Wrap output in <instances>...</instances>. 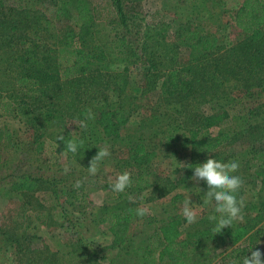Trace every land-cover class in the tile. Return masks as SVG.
<instances>
[{
  "label": "trees",
  "instance_id": "obj_1",
  "mask_svg": "<svg viewBox=\"0 0 264 264\" xmlns=\"http://www.w3.org/2000/svg\"><path fill=\"white\" fill-rule=\"evenodd\" d=\"M39 1L42 5H46L47 12H56L57 0ZM108 4L107 11L113 14L111 20L108 17L100 16V12L96 13V11L91 16L85 13L83 8L78 7V13L72 22L74 27L64 35L56 33L51 37H49L51 34L43 37L47 38L46 40L51 38L49 43L51 48L44 46L46 48L40 53L37 50L39 46L32 44V35H37L33 30L35 26L32 25V22L22 23L14 18H5L8 15L20 16L21 13L26 12L21 1L0 0V40H4V44L8 45L14 40V46H21V49L17 50L20 54L15 58V61L13 60L9 68L7 67L14 74L16 81L14 89H11L9 94L0 95V117L17 118L21 113L37 135L34 142L37 145V154L43 152V146L40 145L43 139L45 143H50L56 154L68 153L72 162L77 164V166H72L73 169L67 174L63 168H58L57 174L48 176L41 169L48 170L55 163L44 161L48 166H41L33 172L25 171L21 174H13L8 179L0 180V185H5L7 193L18 194L25 202V206L32 208L36 204H40L39 200L35 199V193H50L51 201L53 200L57 206L59 205L58 207L62 208L65 221L60 226H66L68 223L71 231L76 230L79 234V243L89 245L84 233L80 232L82 225L78 224V221L84 222L88 219L96 225H105L109 228L113 235L112 249H125L134 238V234L130 235V232L138 217L136 209L142 207L143 200L146 199L144 203L153 205L159 198L172 194L182 186H187V183L192 180L194 166L203 164L207 159L219 155L220 150L230 141L231 135L225 129L238 115L233 116L232 114V112L236 113L233 111L234 106H226L229 93L225 90V83L234 79L247 90H251L252 87L264 89V0H243L240 7L231 15L232 19L224 24L221 22L222 27L217 25L218 17H216L217 15L222 17L221 12L219 14L212 13L208 18H203L202 13L198 14L196 16L197 23L194 24L192 21L189 24L190 27H185L177 37L180 45L191 48L192 60L196 61L195 67L191 63H187L182 67H172L173 69L162 74L159 66L156 63L151 65L150 62L151 66L146 74L147 82L144 86V93L156 90L158 86L155 83L162 80V96L153 109L164 110L177 104L176 114L178 119L181 117V120L179 119V125L174 123L173 132L167 131L161 124L160 119H165L166 113H153L150 119H144L137 126L130 122L131 114L136 109L132 110L131 105L134 101L129 95L127 96L126 69L123 74L118 76L121 77V81L113 83L117 87L111 85L113 88H110L112 92L118 93L120 97L118 104L107 106L109 97L103 95L104 105L89 108L94 119L87 120V127L81 128L77 124L74 129H71L67 125L69 118L77 119L78 117L80 122L85 120L88 113V109L84 107L85 104L82 108L77 105L85 103L89 97H91L89 101L94 100L96 97L94 93L103 94L109 89L108 86L98 88L90 96L91 85L88 84L100 79L90 70L95 64L106 65L109 56L104 46L92 38V34L87 36L91 27L89 28L86 24L90 19L93 21L96 18L106 20L109 25L113 26L120 21L115 14L123 18L121 23H125L122 0H109ZM194 7L196 10L200 7L207 10L203 1H201V5L195 4ZM44 17L45 14H41L40 18L44 19ZM231 30L240 33L241 41L227 49L224 41L227 40ZM84 34L89 40L85 41ZM52 39L54 43H52ZM129 46L130 44L123 37L116 41L115 49L119 50V54H123L127 53ZM223 50H225L223 56L211 64L212 69L207 66L201 67L203 60L210 61L209 57L214 52L220 53ZM48 52H51L52 55L45 56ZM228 56H234L235 59L225 60ZM48 59L51 60L50 63L46 62ZM69 90L72 95L71 102L68 106L62 107L63 104L60 101L65 99L63 92ZM80 93L88 95L84 98ZM251 97L252 95L239 99L238 103L242 104ZM212 99H217L219 102L217 110L208 116L196 113L197 104ZM31 103H33L32 108H30ZM41 103L43 105L39 106ZM133 108L135 107L133 106ZM213 129L220 131L213 136L206 135ZM88 131L91 136L86 135ZM61 136L64 137V140L59 139ZM68 140H76L78 145L80 140H83L84 143L82 146H78L76 153H72L66 149L65 142ZM12 144L11 131L7 128H0V146L11 149ZM175 144L183 150H188L189 163L183 170L182 178L173 183L171 178L162 177L153 169V162L158 159L159 150L169 153L165 155L177 156L178 150L174 149ZM117 145L128 148V157L119 164L114 162V166L121 169L122 173L129 172L132 183L123 193H115L110 188V197L117 199V203L98 210L94 208L95 212L97 211L94 215L93 209L88 211L87 207L83 208L82 204L90 192L88 187H98V184L96 183V185L93 179L84 177L90 162L86 164L80 162L84 156L94 157L99 149H110ZM251 153L243 167L256 170L254 174L257 179L255 178L251 184L257 185L258 179H260L258 211L255 213L251 209L252 205L249 204L250 208L245 206L242 209L247 210L242 223L235 224L234 222L232 228L227 227L221 233L214 234L212 228L215 222L211 221L207 222L208 225L202 224L203 228L199 229L193 238H191L192 236L181 238V228L187 221L176 207L179 201L184 200V197L182 194L176 193L170 203L172 209L176 210L177 208L176 214H169L157 230V241L155 242L159 249L158 262L160 264H188L193 250L202 247L204 242L227 244L228 247H230L229 244L236 246L225 256V259L230 260L225 264H242L244 257L250 256L251 251L259 250L262 253L260 247L262 239L258 237L261 229L258 230V228L264 223V144L254 148ZM104 162L108 161L103 160L100 163ZM81 167L84 172L81 171ZM77 181L81 182L80 187H75ZM199 183L200 191L195 195L199 202L203 203L202 197L204 192L208 191V187L204 181ZM101 186L106 189L110 185ZM243 193V190H239L237 198L240 199ZM130 196L134 200H130ZM64 204L73 208L82 218L70 217L69 215L72 214L66 210ZM89 212H91L89 215H94L95 219L86 217ZM214 214L218 215L215 211ZM256 229L257 235L250 236ZM11 230L5 229L0 232V255L9 253L17 247L21 249L30 241L25 233L18 234ZM151 241H153L152 238L149 243L140 244L143 251L146 252L147 258L154 253V245L151 244ZM245 242H248L247 245L241 247ZM43 256L44 253L29 250L26 252L25 250L21 253L23 258L20 264H59L56 255L46 257L47 263L41 261ZM214 257L217 258L218 255H214Z\"/></svg>",
  "mask_w": 264,
  "mask_h": 264
},
{
  "label": "rangeland",
  "instance_id": "obj_2",
  "mask_svg": "<svg viewBox=\"0 0 264 264\" xmlns=\"http://www.w3.org/2000/svg\"><path fill=\"white\" fill-rule=\"evenodd\" d=\"M18 1H21L26 12L21 13L20 16L8 15L5 18H14L22 23L32 22V25L35 26L33 30L37 34L32 35V44L34 46H39L37 50H39L40 53H42L46 47L51 48L49 45L51 38L46 40L47 38L45 39L43 37L49 34H51L49 36L51 37L56 33L64 35L74 27L72 22L75 15L78 13V7L83 8L85 13H88L91 16H93V12L96 11V13L100 12V16L102 15L104 18L108 17L110 20L113 19V14L111 12L108 13L107 11L109 0H57L58 7L55 9L56 12H47L45 9L46 5H42L39 0H17V2ZM201 1L206 4V11L203 10V7L198 8V10L195 9V4L199 6L201 5ZM242 2L243 0H122L125 23H121L123 18H120L116 14L115 16L119 18L120 21L113 26L109 25L106 20H98L95 18V20L91 21L90 19L86 23L89 28L91 27L89 30L90 33H88L87 36L92 34V38L104 46L106 53L109 56V61L106 65L99 66L95 64L90 70L96 77H100V79H96L92 83L88 82V85H91L90 96H92L91 93H94L98 88H105L108 86L109 89H107L106 92H103V94L100 93L97 95L94 93L96 96L94 100L89 101L91 98L89 97L85 103H81L77 106L82 108L83 104H85L84 107L88 110L92 107H98L104 103L102 101L104 96L109 97L107 106L116 103L118 104L120 97L117 92H112L110 88L112 87L111 85L117 87L113 83L116 84V82L121 81V77L119 78L118 76L123 74L126 69L127 75H125V78H128L125 84L128 92L127 96L129 95L132 98V101H134L133 105H131L132 110L136 109L133 114H131L130 122L137 126L142 123L144 119H150L153 113H166V118L160 119L161 124L167 131L170 130L173 132L174 123L179 125V119L181 120V117L178 119V115L176 114L177 111L175 108L177 107V104L164 110L153 109V107L159 103L162 96V80H158V82L155 83L158 86L156 90L147 94L144 93V86L147 82L146 74L149 71L150 66L153 63H156L162 74L173 69L172 67H182L187 65V63H191V65L195 67L196 61L192 60L191 48L180 45L177 40L178 35L181 34L180 32L183 31L185 27H190L189 24L192 23V21L194 24L197 23L196 16L198 14L201 15V13L203 18H208L212 13L219 14V12H221L222 17L221 15H217L216 17H218L217 25L222 27L221 22L224 24L226 21H230V19H232L231 15L240 7ZM41 14H45L44 19L40 18ZM46 27L47 29L45 30ZM87 36L84 34L85 41L89 40ZM123 37H125L130 44V50L127 49V53L119 54V50L115 49L116 41ZM77 39H79V37H77ZM226 39L227 40L224 41V44L227 46V49H230L237 42L241 41V36L236 30H231ZM52 43H54L53 39ZM14 45V40L9 43V45L4 44V40H0L1 96L9 94L11 89H14L13 87L16 80L14 74L11 73L8 68L10 64L13 63V60L15 61V58L20 54L17 50L21 49V46ZM225 50L220 53L214 52L209 57L211 59L210 61L203 60L201 67L207 66L209 69H212L211 64L214 63L215 60L221 58ZM51 55V52L45 54V56ZM228 58L235 59L234 56H228L225 60ZM46 62L50 63L51 60L48 59ZM15 90H17V88H15ZM225 90L229 93L226 106H234L233 111L236 113L234 114L232 112V114L233 116H238L234 117L232 124L225 129V131L229 132L231 135L230 141L220 150L221 153L213 158L225 163L229 161H236L239 163V169L234 175H238L243 182L246 183V189L242 196L244 207L248 206V208H250V205H252L251 209L256 213L258 211L257 203L260 201V179H258L257 185H254L253 183L251 184L256 178V175L254 174L256 170L246 169L243 167V164L245 165L246 160H249L254 148L264 144V89L252 87L251 90H247L236 80L231 79V81L225 83ZM63 94L65 99L60 102L63 104L62 107H66L70 104L72 99L71 90L63 92ZM80 94L83 95L84 98L88 95L85 93ZM250 95H252V97L246 99L244 103H238L239 99L244 97L247 98ZM42 105L43 103L39 104V106ZM133 106L135 108H133ZM32 107L33 103L30 104V108ZM218 107L219 102L217 99L206 100L203 103L197 104L196 113H202L203 116H208L217 110ZM77 124H79L78 117L77 119L69 118L67 120V125L71 129H74ZM0 128L9 129L13 137L11 149H6L3 146H0V180L4 178L8 179L13 174H21L25 171H37L36 168L48 166L44 161L55 163L50 166L48 170L41 169L44 171V174L48 176L57 174L58 168L64 169L67 167L70 171L73 169L72 166H77L76 163L72 162L71 156L68 153L60 155L55 154L54 148L49 142L45 143V140L43 139L40 143V145L43 146V152L37 154V145L34 144L37 135L27 119L21 113L17 118L0 117ZM219 131V129H213L207 132L206 135L213 136L218 134ZM86 135L91 136L89 131ZM174 149L178 150L177 156H168L165 155L169 154L168 152L164 153L162 150H159L158 159H155L153 162V169H155L160 176L169 179L171 178L172 182L176 183L182 178L183 170L189 163V156L188 150H183L176 144L174 145ZM108 150L111 155L104 160L111 164H108L110 167H105V173L102 171L101 176H103V179L107 178L109 181L114 182L115 177L122 173L121 169L114 166V162L119 164L126 160L128 157V148L117 145ZM72 156L73 159H75L74 155ZM92 158L93 157L90 156H84L80 163H89ZM181 164L185 165L182 166ZM76 176L78 177L79 174L77 173ZM84 177L86 179H92L94 176L90 175L87 171V174ZM110 184L111 183H108V185ZM199 185L200 183L197 184L193 180H190L189 183H187V186H182L181 188L176 189L172 194L159 198L157 203L153 205L144 203V201H146V199H144L141 206L148 211L144 216H138V221L136 220V222L133 223L132 233L134 234V238L128 244V248H125L124 250H130V248L133 247V250L135 251L140 244L145 245L149 243L152 238L153 241H151V244L154 245V253L151 257L147 258L146 252L143 251V264H160L158 262L157 253L159 249H157V243L155 242L157 241V230L161 223L165 222L166 217L169 214H176L177 208L179 209L178 212L181 214L183 202L186 198H191L192 207L197 211V219L195 223L188 224L187 222L181 228V238H186L187 236H192L191 238H193V235L197 233L199 229L203 228L204 225L202 224L208 225L211 222L208 217L210 215H215L214 203L203 204L197 199L195 194L200 191ZM4 186L5 185H0V198L8 195V190L5 189ZM251 186L253 189H251ZM176 193L182 194L184 200L177 203V208L175 210L171 208L170 203ZM204 193H206V191ZM99 197L100 193L98 195L89 192L88 197L82 204L83 208L87 207V210L91 211L92 208L89 205L91 203L93 204V200H97ZM7 198H9V196H7ZM10 201V199H0V229L11 228L18 234L25 233L26 235V230H28L26 227L29 226L28 222L32 221V225L29 227L31 230H28L27 234H29L28 240H30L28 245H33V248H51L52 246L58 245L64 246V244L69 243L74 239L73 232L70 230L68 223L67 227H65L66 230L60 228V224H62L65 219L62 216V208L58 207L59 205L57 206V203L54 201L50 204L53 207L54 219L49 222L46 219L42 224L38 223L35 218L33 221V218L25 216V214L20 211V207H18L17 204L13 205ZM88 201L91 203H88ZM65 208L68 212L73 210L67 205H65ZM245 211L247 210H242V212H244V219L246 217V215H244ZM69 216L72 217L74 215ZM140 218L143 220L141 221ZM207 222L209 223L207 224ZM239 222L240 221H237L235 224H239ZM78 224L82 225L80 232L84 233L86 236V242L90 246L98 240H100L99 243L101 244L110 243V240L104 237L94 238V234L98 232L99 225L90 222L88 219L84 220V222L78 221ZM104 227L107 228V226ZM140 231H143L142 238L138 236ZM75 238L79 239V236ZM261 239V247L264 250V235ZM225 246L226 245L223 244L219 245V243L215 244V242H204L202 243V247H197L193 250L190 259L188 260V264H225L230 261L229 259H225V256L230 252L229 249L225 252L223 251L226 249ZM133 250L128 253V255H131L133 258H138L140 256L139 251L134 253ZM214 255H218V257L213 258ZM7 256H9V254H7ZM7 256L3 257V262L0 264H19V262L12 263L11 258Z\"/></svg>",
  "mask_w": 264,
  "mask_h": 264
},
{
  "label": "crops",
  "instance_id": "obj_3",
  "mask_svg": "<svg viewBox=\"0 0 264 264\" xmlns=\"http://www.w3.org/2000/svg\"><path fill=\"white\" fill-rule=\"evenodd\" d=\"M56 154V153H55ZM63 154V153H62ZM60 155V154H58ZM111 164L109 162H104V163H99L98 165V172L97 174L92 178L94 183L99 187H94V186H89L88 189L90 192H92V194H98L100 193V197L97 200H93V204L88 201V203H91L89 206L93 209V213L95 215V210H98L100 208H104V207H109L112 206L114 203H117V199H112L110 197L111 194V190H110V186H107L106 189H103L101 185L104 184H108V183H112L111 181H109L107 178L103 179V176H101V172L103 171L105 173V167H110ZM104 169V170H103ZM114 169V168H113ZM104 183V184H103ZM5 187V186H4ZM246 189V183L243 182V185L241 187V191L243 190V192ZM251 189L252 186H251ZM248 191V190H246ZM244 195V193L242 194V196ZM7 196H9V198H7ZM6 197H1L0 199H10L12 202V204H17L18 207H20V211H22L23 214H25V216H29L31 218H34L38 223H43L46 219L49 221H52V219H54V211H53V207L50 205L52 204L51 201V196L50 193H44V192H37L34 194L35 199L37 198L39 200L40 204H36L34 208H32L31 206H25V202L21 200L20 196L16 193H8ZM43 197V198H40ZM210 206V205H209ZM73 209V208H72ZM73 212V213H72ZM72 215H74V217H81L79 216V213L75 212L74 210L71 211ZM91 214V212H89L88 214H86V217H91V219H95V216H91L89 215ZM63 216V214H62ZM97 218V217H96ZM76 219V218H75ZM64 220V219H63ZM77 220V219H76ZM241 222V221H240ZM29 226L26 227V229H29V227H31V223L32 221L28 222ZM242 223V222H241ZM63 224V222H62ZM105 225H99L98 226V232L96 234H94V238H107L110 240V243L108 244H101L99 243L100 240H98L97 242L95 241L93 243V245H85V243H79L78 238H75L77 236H79V234H77V231L73 230V237L74 239L71 240V242L64 244V246L58 245V246H52L50 247H45V248H33V245H26L25 247L20 248H16V249H12V251H10L9 253H1L0 255V263L3 262V257L7 256V254H9V258H11V262L12 263H17L20 261L23 257H21V253L22 252H28L29 251H36L38 253H44L43 259L41 260L44 263L46 262V257H50L51 255H56V260H58L59 264H143V248L142 246H138L137 250H133V247L130 248V250H124L122 249H112V243H113V235L112 233L109 231V228H105ZM67 227L63 225L60 226L61 229H65ZM14 228V227H12ZM7 229H11V228H7ZM260 230L261 233H259L258 237H262L264 235V223L261 225V227L258 228V230ZM2 230H5L4 228L0 229V232H2ZM28 230H26V237L29 236V234H27ZM13 231V230H12ZM256 231H253L250 236H256ZM132 231L130 232L131 235ZM129 235V236H130ZM139 237H143V231H140L138 234ZM225 241H227V239H225ZM248 243V242H247ZM247 243L245 242L243 245H241V247H244L245 245H247ZM229 246L231 247V245L229 244ZM234 246H232L231 248L228 247V245L226 244L225 248L223 251L225 252L226 250L229 249V251L232 250ZM236 247V246H235ZM260 247H261V241H260ZM128 248V247H126ZM262 248V247H261ZM137 252L139 251L140 256L138 258H133L131 255H128V253H130L131 251ZM157 253H159V250L157 251ZM11 254V256H10ZM262 254H264V250L262 248ZM50 255V256H49ZM45 257V258H44ZM189 263V262H188Z\"/></svg>",
  "mask_w": 264,
  "mask_h": 264
},
{
  "label": "clouds",
  "instance_id": "obj_4",
  "mask_svg": "<svg viewBox=\"0 0 264 264\" xmlns=\"http://www.w3.org/2000/svg\"><path fill=\"white\" fill-rule=\"evenodd\" d=\"M94 119L91 109L88 110L85 120L79 122V127L86 128L87 120ZM60 140H64L61 136ZM83 140H68L65 142L67 151L76 153L78 146H82ZM111 153L107 148L99 149L98 153L90 161L88 172L95 176L98 172V165ZM182 166L185 164H181ZM190 167L192 165H189ZM239 169V163L236 161L221 162L214 158H209L203 164L194 166L192 180L197 184L204 181L207 184L208 191L203 195L204 204L214 203V211L218 215H210L208 219L215 222L212 232L214 234L221 233L223 229L231 227L234 222L243 221L242 209L244 208V200L241 197L237 198V193L243 185V180L238 175H234ZM69 169L64 168L65 174ZM80 181H77L75 187H80ZM131 174L127 171L118 174L114 182L110 184V188L115 193H123L126 188L131 186ZM134 200L133 197H129ZM144 207L136 209L138 216H144L147 213ZM181 214L186 219L188 224L196 222L197 211L192 207L191 198H186L183 202ZM242 264H264V254L259 250L251 251V255L244 257Z\"/></svg>",
  "mask_w": 264,
  "mask_h": 264
}]
</instances>
